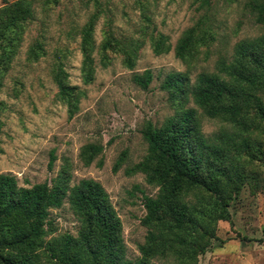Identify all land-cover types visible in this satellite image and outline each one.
<instances>
[{
	"label": "rangeland",
	"instance_id": "1",
	"mask_svg": "<svg viewBox=\"0 0 264 264\" xmlns=\"http://www.w3.org/2000/svg\"><path fill=\"white\" fill-rule=\"evenodd\" d=\"M15 1L0 0V9ZM29 1L32 14L15 30L19 42L7 69L0 49V173L14 175L25 187L45 181L51 186L61 177L69 187L82 179L99 182L120 219L124 257L134 262L142 257L140 247L147 245L152 229L141 222L143 197H156L161 188L149 183L145 173L126 170L147 155L141 133L145 123L161 126L178 108L161 85L169 73L179 72L192 86L200 73H218L221 65L230 64L239 45L264 39V22L251 8L256 0ZM85 28L90 31L83 52ZM189 32L190 50L180 58L176 46ZM161 34L168 37L169 50L156 54L152 39ZM145 70L152 79L143 89L133 75ZM59 81L75 87V99L67 101ZM257 94L264 105V92ZM181 102L196 110L210 142L249 139L251 148L241 143L237 152L232 146L220 163L236 182L224 209L200 187L178 195L190 206L194 229L207 234L204 250L167 237L169 247L151 255L150 263L264 264V120L258 122L250 109L247 130H241L207 116L190 96ZM89 145L102 150L87 164L82 154ZM51 152L55 159L49 168ZM82 226L66 197L50 209L44 240L66 234L77 238Z\"/></svg>",
	"mask_w": 264,
	"mask_h": 264
},
{
	"label": "trees",
	"instance_id": "2",
	"mask_svg": "<svg viewBox=\"0 0 264 264\" xmlns=\"http://www.w3.org/2000/svg\"><path fill=\"white\" fill-rule=\"evenodd\" d=\"M251 8L256 12L257 20L264 22V1H254ZM31 14L29 0H17L0 9V49L6 69L19 42L15 30L20 29ZM89 31L85 28L82 32L83 52L87 51ZM11 32L13 37L10 38ZM191 33L176 46V55L180 58L190 50ZM167 39L162 34L156 41L152 39L154 53L169 50ZM261 44L264 39L249 46L239 45L230 64L221 65L218 73H200L192 86L185 73H169L163 81L161 87L168 91L170 100L178 104V108L161 126L145 123L141 133L147 143V155L126 170L127 174L145 173L149 183L161 188L156 197H143L146 212L141 222L152 229L147 245L140 247L141 258L134 262L125 259L120 219L99 182L82 179L69 187L67 179L61 177L51 186L45 181L25 187L19 185L14 175L0 173V264H43L44 260H54L56 264H152L150 256L169 247L167 237L178 245H197L199 251H203L206 242L202 240L207 234L194 229L190 206L178 195L184 189L200 187L214 194L218 198L217 206L224 209L236 182L226 176L228 168L220 163L232 146V151L239 152L240 146L250 149L251 143L249 139H243L241 145L230 137H221L219 143L210 142L201 132L196 110L179 105L184 104L181 98L186 100L190 96L207 116L222 118L241 130H247L245 114L250 109L258 122L264 120V105L257 94L264 92V49ZM151 79L150 70L133 75L134 83L143 89L148 87ZM58 87L68 102L75 99V87L61 81ZM101 150L99 145L86 146L82 154L85 162L91 163ZM54 159L51 152L49 168ZM226 179L227 186L224 185ZM66 197L82 219V230L77 238L66 234L45 241L49 211L60 207ZM162 211L169 221H165ZM218 217L224 218V215ZM187 256L190 258L189 254ZM180 264L188 263L180 260Z\"/></svg>",
	"mask_w": 264,
	"mask_h": 264
}]
</instances>
